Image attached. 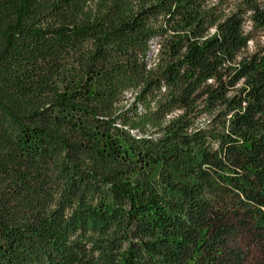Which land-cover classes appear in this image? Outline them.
<instances>
[{
  "label": "trees",
  "instance_id": "obj_1",
  "mask_svg": "<svg viewBox=\"0 0 264 264\" xmlns=\"http://www.w3.org/2000/svg\"><path fill=\"white\" fill-rule=\"evenodd\" d=\"M263 32L264 0H0V264H264Z\"/></svg>",
  "mask_w": 264,
  "mask_h": 264
},
{
  "label": "rangeland",
  "instance_id": "obj_2",
  "mask_svg": "<svg viewBox=\"0 0 264 264\" xmlns=\"http://www.w3.org/2000/svg\"><path fill=\"white\" fill-rule=\"evenodd\" d=\"M260 41L264 44V32H263L262 36L260 37ZM251 47H252V44H249V48H251ZM152 51H154V50H152Z\"/></svg>",
  "mask_w": 264,
  "mask_h": 264
}]
</instances>
